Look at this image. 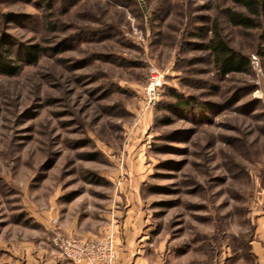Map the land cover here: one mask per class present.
I'll use <instances>...</instances> for the list:
<instances>
[{
	"label": "rangeland",
	"instance_id": "374dc122",
	"mask_svg": "<svg viewBox=\"0 0 264 264\" xmlns=\"http://www.w3.org/2000/svg\"><path fill=\"white\" fill-rule=\"evenodd\" d=\"M215 33L245 71L221 74ZM57 234L111 235L113 264H263V11L0 0V264H75Z\"/></svg>",
	"mask_w": 264,
	"mask_h": 264
},
{
	"label": "built area",
	"instance_id": "2783aa9c",
	"mask_svg": "<svg viewBox=\"0 0 264 264\" xmlns=\"http://www.w3.org/2000/svg\"><path fill=\"white\" fill-rule=\"evenodd\" d=\"M149 81L147 94L155 96L162 85V76L152 71ZM53 243L65 259L75 264H113L116 259V246L111 235H106L99 240L82 241L57 234Z\"/></svg>",
	"mask_w": 264,
	"mask_h": 264
},
{
	"label": "trees",
	"instance_id": "16d2710c",
	"mask_svg": "<svg viewBox=\"0 0 264 264\" xmlns=\"http://www.w3.org/2000/svg\"><path fill=\"white\" fill-rule=\"evenodd\" d=\"M235 5L245 8L249 11L252 16H259L260 12L263 11L264 15V0H232ZM50 7V4H47ZM228 20L232 25L236 27H241L244 29H252L255 24L252 22L251 18L246 17L243 14H237L234 12L228 13ZM216 67L220 70L222 75H229L233 73H239L245 71L247 67V61L235 53L227 44L217 36L215 33L214 38L209 46ZM39 48H30L29 57L32 62L36 61L38 57ZM11 67V66H9ZM14 70V68H13ZM15 71H10V74H14ZM186 103H183L185 105ZM182 105V104H181ZM187 105V104H186Z\"/></svg>",
	"mask_w": 264,
	"mask_h": 264
},
{
	"label": "crops",
	"instance_id": "0c3cea01",
	"mask_svg": "<svg viewBox=\"0 0 264 264\" xmlns=\"http://www.w3.org/2000/svg\"><path fill=\"white\" fill-rule=\"evenodd\" d=\"M131 247H132L131 244H128V245H125V246L124 245L121 246V249H119L120 253L118 255V258H117V261H116L115 264H143L144 263L143 259H140V260L136 259L135 261H131L130 262V260L128 261L126 257H124V258L122 257V255H124V253L127 252V254H128V252L130 251ZM256 251H257V253H261L262 254V256H263L262 259L264 260V250L263 249H259V250H256ZM262 263L264 264V261Z\"/></svg>",
	"mask_w": 264,
	"mask_h": 264
}]
</instances>
